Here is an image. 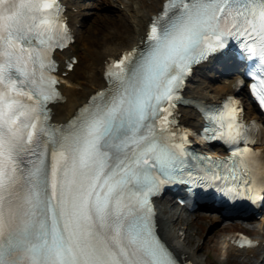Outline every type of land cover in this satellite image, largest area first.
I'll return each mask as SVG.
<instances>
[{"label":"snow or ice","instance_id":"snow-or-ice-1","mask_svg":"<svg viewBox=\"0 0 264 264\" xmlns=\"http://www.w3.org/2000/svg\"><path fill=\"white\" fill-rule=\"evenodd\" d=\"M64 11L0 0V264H185L155 218L170 184L198 186L222 211L264 208V120L245 121L234 97L203 105L206 139L232 153L222 160L191 152L173 119L193 66L229 48L237 83L264 106V0H163L139 43L106 63V85L56 123L54 53L75 39Z\"/></svg>","mask_w":264,"mask_h":264},{"label":"bare ground","instance_id":"bare-ground-1","mask_svg":"<svg viewBox=\"0 0 264 264\" xmlns=\"http://www.w3.org/2000/svg\"><path fill=\"white\" fill-rule=\"evenodd\" d=\"M66 4V14L68 15L69 25L75 32V24H77L83 15L87 12L75 11L73 8V0H63ZM113 5L112 0H108ZM124 2L127 9H130L132 24L128 26L123 17H110L106 14V17H110L112 21H120L116 23L115 30L109 34V38L124 37V39L118 43H105L103 47H97L95 44L88 41V37H84L83 34L76 39L82 38V50L78 53V59L72 70H66L64 59L69 58L72 55L77 56L75 47L69 46L60 52L56 53L57 58L60 60V66L58 68V74L61 76L62 83L60 88L64 94V100L52 104V120L60 122L65 121L70 115L74 113L77 106L82 104L89 93L93 92L96 88L103 87L105 81L102 76L104 65L111 58H118L121 52L125 49H130L133 45L138 43V40L143 37L146 29V23L152 13H155L161 6L162 0H119ZM127 21V20H126ZM127 24V25H126ZM122 30H121V29ZM123 31V32H122ZM84 32V31H83ZM108 39V38H107ZM98 43L99 41H96ZM103 42V41H102ZM101 42V43H102ZM93 45V47H91ZM99 45V44H97ZM201 68L196 70L191 82L188 83V87L185 89L186 93L200 100L207 102L219 101V99L226 94L234 92L235 75L222 76L223 83L216 84V74L213 71L204 70ZM239 93L246 95L245 89H240ZM246 115H252L253 107L250 104L246 105ZM199 115L196 110L190 107H181L179 123L191 128L199 127ZM264 149V144H261ZM159 201H156L157 209V224L158 231L166 242L180 254L183 260H186L188 264H220L223 261H228L230 264H264V212L256 223L255 226L249 230L252 238L258 242L255 247L251 248H239L234 245L236 233L245 231L246 227L242 225L239 220H231L224 225L214 230V234L210 237L212 242L205 250V255L198 257V249L203 248L202 245H186L177 240L173 221L182 217L181 213H168L163 214L162 209L159 208ZM169 202L174 205V200L170 199ZM201 220H210L212 222H218L221 220L219 214L214 213L207 215L206 217H199ZM253 222V221H250ZM198 227L202 230L205 224L201 221H197ZM201 236V233H199ZM188 235H185L187 237ZM201 238V237H200ZM191 242V239L188 240ZM213 255L214 259L211 257Z\"/></svg>","mask_w":264,"mask_h":264},{"label":"rangeland","instance_id":"rangeland-1","mask_svg":"<svg viewBox=\"0 0 264 264\" xmlns=\"http://www.w3.org/2000/svg\"><path fill=\"white\" fill-rule=\"evenodd\" d=\"M112 1L113 5H111V1L109 2L108 0H75L74 2L77 11L87 12V14L83 15L81 20L76 25L79 35L83 34L84 37L87 36L88 41L95 44V46L97 47H103L106 42L114 44L124 39V37L122 38L119 36L114 37L112 39L109 38V34H111L116 27L118 28V26L115 25V22L118 24L121 23L120 21H112L110 17H123L125 19L124 21L127 22L128 26L133 23L131 20L132 11L130 9H127L124 2H120L119 0ZM106 14H108L110 17H106ZM95 40L99 42L96 43ZM82 44L83 40L81 37H79L75 43L77 54L80 50H82ZM91 47H93V45ZM215 83L221 84L222 80L220 78H217ZM158 205L159 208L162 209L163 214L181 213L182 217L174 220L172 223L175 229L177 240L180 243L186 245H202L203 248L198 249V257H202L205 255V247L212 243L210 241V237H212V235L214 234V230L218 229V227L224 225L226 222L231 221L226 219L219 220L218 222H212L210 220H201L199 217H206V215H200L195 212L192 213L186 210L179 209L175 204H171L167 199H162L161 201H159ZM258 220L259 218L255 219L254 221L257 222ZM197 221H202L205 224L204 229L201 230L198 227ZM255 224L254 222H244L242 225H244L246 227V231L249 232V230H251V228ZM199 233H201V236ZM185 235L188 236L185 237ZM189 239H191V242H188ZM211 257L214 259L213 255H211ZM220 264L230 263L228 261H223Z\"/></svg>","mask_w":264,"mask_h":264}]
</instances>
